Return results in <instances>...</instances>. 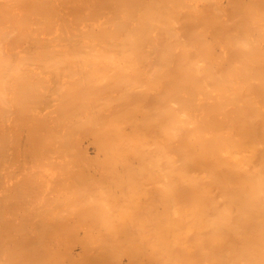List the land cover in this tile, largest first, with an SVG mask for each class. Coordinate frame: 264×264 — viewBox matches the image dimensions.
Wrapping results in <instances>:
<instances>
[{"label":"bare ground","instance_id":"1","mask_svg":"<svg viewBox=\"0 0 264 264\" xmlns=\"http://www.w3.org/2000/svg\"><path fill=\"white\" fill-rule=\"evenodd\" d=\"M197 1L0 0V163L9 152L6 149L9 144L7 138L12 137L10 128L7 137L5 134L8 133L7 122L14 114L18 120L20 117L21 120L34 122L56 113L55 118L52 117L55 121L49 122L50 132L43 130L48 131L51 140L59 136L62 142L60 139L58 144L54 143L56 140L53 141L56 147L53 148L52 144V148L47 146L46 151V146H42L43 141L39 140L41 142L35 144L36 150L40 152L41 149L43 157L48 153L45 157L48 160L53 159L52 152L58 153L57 157H61L58 158V167L61 161L64 162L62 158L65 155L73 157L67 161V169L73 163L85 166L91 154L84 150L85 155L72 149L69 142L71 136L86 130L93 135V149L99 161H95L96 167L102 169V176L106 178L103 183L107 181L104 185L98 184L91 176L88 179L84 169H80L79 172L83 170L80 177L87 178L74 189L78 193L70 188L74 192L70 191V195H67H75L77 201H83L87 206L89 203L100 207L99 212L94 213L91 211L93 207L89 209L92 212L90 214L88 211L89 215L83 213L75 216L69 209L66 210L70 214L60 209L58 212V208H55L51 216L50 213L45 214L49 216L35 214L32 225L29 223L30 217L34 219L32 214L26 218L29 221L21 220L20 224L19 220L18 224L11 222L10 225V221L7 224L8 218L4 219L0 211V264H6L9 258L15 264L16 261L17 264L24 261L14 259L15 250L12 252L10 247L16 238L19 241L21 232L24 234L18 231L19 234L17 230H24L29 224L33 229L26 227L24 232L34 233V237H29L28 233L25 237L29 238L28 242L33 239L29 244L37 255L34 256L32 250L34 254L30 251L33 254L30 255V247H26L28 242L23 240L24 237L21 238L23 241L14 242L17 247L21 246V241L26 243L22 245L27 248V253L25 250L23 255V258L27 257V264L32 257L37 258L42 246L44 249L52 244L49 236L57 237L60 233L80 235L81 231L77 233L79 228L89 235L97 232L104 236L102 242L93 241L100 249L104 248L99 251L100 254L99 248L94 251L100 258L96 257L98 260L94 261L99 263L109 259L118 264L124 257L119 256L127 254L126 264H137L139 257L142 259L145 254L144 257L151 254V259L146 260L147 264H181L183 259L184 264H264V110L260 111V107L257 110L259 102L249 100L252 96L243 95L251 89L254 94L259 82L261 90L264 88V0H227L226 3L222 0H204L208 6L207 12L198 8ZM184 26L188 28L185 37L182 35L185 34ZM208 34L213 40L207 38ZM212 42L217 43L216 48L219 45V51L211 46ZM226 50L239 53V60L235 59L237 62L233 60L237 57H234L235 54L232 55L233 61L229 59L235 62L230 69L226 66L229 71H223L220 66ZM229 61L223 63L229 65ZM253 68L261 70V74L250 70ZM252 80L258 83L254 84ZM250 82L256 87L252 88ZM161 83L168 88L163 90ZM257 90L260 91L259 88ZM262 96L259 98L264 99ZM108 109L112 111L106 112ZM43 120L46 122V118ZM222 121L224 125L227 122L228 126L221 124ZM230 128L237 129L239 135L226 137L223 130ZM184 129L189 132V145L183 144L186 143L183 141ZM12 141L11 144H14ZM179 141L181 146L189 147L182 146L183 151L184 148L188 150L180 152L177 157L181 155V158L176 160L168 153L170 151L167 152L166 146L173 142L178 145ZM28 146L31 148V145ZM92 156L95 158V155ZM134 167L138 169L136 173L153 182L152 192L148 183L145 185L146 182L134 179L135 174L131 172ZM65 173L63 176L67 175ZM71 176L73 178L74 175ZM31 185L29 181L28 186ZM60 187L54 191L59 188L60 193ZM114 187L118 188L119 193L112 190ZM178 187L181 189L178 190ZM38 188L35 193L39 198L34 197L35 203H42L47 195L39 194L42 191ZM37 190L40 192L37 193ZM182 190L185 198L182 202L178 198L181 200L176 202V194H184ZM57 193L54 195L59 197ZM13 194L16 196V193ZM67 195V199L62 197L70 202L72 196ZM32 196H28V200ZM54 197V201L58 200V197ZM118 199L123 200V207L116 205ZM26 200L23 202L28 206L34 201ZM59 200L62 203L57 201L60 203L55 204L62 208L64 200ZM72 202L75 205L74 199ZM158 204L160 207H157ZM69 207L74 210V207ZM82 208L85 209L83 205ZM60 212L66 215L60 216ZM36 232L38 236H35ZM86 234L80 235L79 239L77 235H71L77 237H73V240L68 237L65 243L75 240L78 245V242L86 240L81 237L88 238ZM90 240L80 243L79 248L85 254L76 249L79 255H86L85 251L91 253ZM58 241L57 245H60ZM64 241L63 246H66ZM5 246L8 251H5ZM24 247H21L22 251ZM51 249L54 250L52 252L58 250L53 245ZM51 249L46 247L50 253ZM72 251L68 254V257L72 255L69 260L74 259ZM42 252L41 257L47 251ZM46 255L50 254L47 252ZM144 259L142 263L146 264ZM148 259L151 261L148 262ZM33 261L32 264H35Z\"/></svg>","mask_w":264,"mask_h":264},{"label":"rangeland","instance_id":"2","mask_svg":"<svg viewBox=\"0 0 264 264\" xmlns=\"http://www.w3.org/2000/svg\"><path fill=\"white\" fill-rule=\"evenodd\" d=\"M224 3H226V1L227 0H222ZM85 5V4H84ZM88 5V4H87ZM197 5H198V8L201 10V11H204V12H207V10H208V6H207V4L204 2V0H198L197 1ZM89 7H92L91 5H88ZM85 17L87 18V16L85 15ZM183 29H184V33L185 34H183L182 33V35L184 36H186L187 34H188V28L186 27V26H184L183 27ZM182 28L180 29V31L181 30H183ZM182 32V31H181ZM213 34H214V32H212ZM211 33V34H212ZM211 34L209 35L208 34V39H210V40H213V37L211 36ZM184 36V37H185ZM210 36V37H209ZM183 37V38H184ZM188 38V37H187ZM185 39V38H184ZM209 40V41H210ZM263 41V40H262ZM264 42V41H263ZM263 42H261L262 44H263ZM261 43L259 42V44L261 45ZM215 44H217V43H215V42H212L211 43V46H213L214 48H216V45ZM219 48V45H217V48H216V50ZM218 51H219V49H218ZM232 50H226V52H225V54H224V56L222 57V63H221V67L223 68V71H229V70H227V67L226 66H228V68L230 69V67H232L233 65L232 64H234V63H232V61L234 60V61H236L237 62V60H235V59H238V56H239V53L237 54V53H235L234 51H232ZM235 54V56L234 57H236V55H237V57L236 58H233L232 57V55H234ZM228 58V59H227ZM231 58V59H230ZM232 58H233V60H232ZM239 58H242V57H239ZM223 59H227V60H224L225 62L227 61H229V59L230 60H232V61H229V65H227L228 63H226V65L223 63L224 61H223ZM262 59H264V54H263V56H262ZM239 60V59H238ZM240 61H242V60H240ZM240 61H238L239 63H240ZM246 62V61H245ZM243 63V62H242ZM224 64V65H223ZM230 65H232V66H230ZM221 68V69H222ZM250 70H252L254 73H258V72H260L259 70H257V69H255V68H253V69H250ZM251 71V72H252ZM250 72V71H249ZM248 72V73H249ZM262 72V71H261ZM261 72H260V74H261ZM255 80V79H254ZM168 81V80H167ZM253 81V80H252ZM258 81H261V80H258ZM163 82V81H162ZM253 82H255V81H253ZM252 82V83H253ZM168 82H166V84H167ZM251 82H250V85L252 84ZM256 83H258L257 82V80H256V82L254 83V84H256ZM261 82H259L258 83V85L259 86H255V85H251L252 86V88H254V87H256L254 90H255V93L253 94V89H251V90H248V89H250L249 87H248V91H250V92H248L247 91V94L245 95V94H243V92H242V94L244 95V97L245 96H249V97H251V98H249V100L250 99H252V101H255L256 103L257 102H259V104H263L264 105V99L262 100L261 98H259L260 96H262L261 94H262V92L261 91H263L264 90V88H262L263 90H261V84H260ZM162 84V85H161ZM160 84V87L161 88H164L163 90H165V88L167 87V85L165 84V83H161ZM164 84V85H163ZM169 84V83H168ZM163 86H165V87H163ZM169 86V85H168ZM250 86V87H251ZM254 86V87H253ZM263 87H264V85H262ZM168 88V87H167ZM257 88H259V92H258V90H257ZM245 89V90H246ZM245 90H244V92H245ZM258 92V93H257ZM264 92V91H263ZM257 94L259 95L260 94V96H258V97H256L257 96ZM256 95V96H255ZM135 97H136V95H135ZM135 97H133V98H135ZM262 97H264V96H262ZM254 98L256 99V100H258V101H256V100H254ZM17 101V100H16ZM131 102V101H130ZM132 103V102H131ZM256 103H255V105H256ZM258 103H257V105L256 106H258L257 107V110H259V107H260V111H261V109L262 110H264V106H262V105H259ZM262 107V108H261ZM14 109H16V107L14 108ZM112 110L114 109V107H112L111 108ZM111 109H108L106 112H109V111H112ZM15 113V112H14ZM12 114V113H11ZM49 115V114H48ZM54 115H56V113H52V114H50L49 116H47L46 117V115L43 117V119H45L46 118V122H45V120H43V119H40V120H38V121H29L28 122V120H26V119H22L23 120V122H22V120H21V118L19 117V120H18V118H17V115H13L12 116V118L11 119H9V121L7 122V128H6V132H8L9 131V128H10V131L9 132H12V134L10 133V135H12V137L10 136V135H8V136H10L11 138H7V140L9 141V144H8V146H7V149H6V151H9V152H6V154L7 155H5L3 158H2V161H1V163H0V171H1V178H2V180L0 181V186H3L2 188L0 187V211H1V214H2V216H3V214H4V219H5V217H7L8 218V222H7V224L9 223V221H10V225H12V223L13 224H18V221H19V223L21 224L22 222H21V220L22 221H26L31 215L30 214H32V217H34L35 216V214H37V213H39V215H45V214H49L50 216H51V211H56V209H57V211L59 212V209L60 210H65L66 211V213H68V214H70L69 212H68V210H66V209H69L70 210V212L72 213V215H75V216H77V215H79V214H83V213H85L86 215L88 214V211H89V213L91 214L92 212L94 213V212H99V210L98 209H100V207L99 206H97V205H95V204H89L88 203V206H87V204H84L85 202H83V201H77V197H75V195H71L72 196V198H69V199H71V201L70 202H67V198H66V196L65 195H67V194H69L70 195V191L72 192L74 189H77L76 187L79 185V187L82 185V183L84 182V180L87 178H81L80 177V175H81V173H85L87 176H88V179H93V180H95V182L96 183H98V184H101V185H104L106 182H104L103 183V181H105L106 180V178L104 177V175L102 176V169H97V167H96V164H97V162L99 163V161H98V159H97V156H98V154H96L95 153V151H94V149H93V135L92 134H89L88 133V131H84L83 130V133H82V130H81V132L79 131V133L80 134H75V136L73 137V136H71V140H72V138L74 139L73 141H72V143H71V140H70V142H69V145H70V147L72 148V149H75V150H79V152H81V153H83V154H85L84 152L86 151V153H88L90 156V158H88L87 157V159L88 160H86V165L85 166H80L79 164L76 166V164H72L73 165V168H72V165L70 166V167H68L69 169H67V166L69 165V164H67L68 162L67 161H69V160H71V158H73L72 157V155H71V158H70V155L69 156H63L64 158H62L63 160H64V162L63 161H61L60 162V164L63 166H61V165H59V167H58V162L60 161L58 158H61V157H57L58 156V153H56V152H52L51 153V155L53 156V154H54V156H53V159L52 160H48V159H46L45 157L47 156V154H45V157H43V155H41V149H39L40 150V152H38L36 149H38L36 146H35V144L37 143V142H41V141H43V143L45 144H43L42 143V146H43V148H44V146H46V148H45V150L47 149V146H52V144H54V143H56V144H58V142H60L61 141V137H57V139H53V140H51V138L49 137V133H47L48 131L50 132V128L49 127H51V122H53L52 120H54L55 121V119H52V117H54ZM50 117V118H49ZM55 118V117H54ZM49 119V120H48ZM51 119V120H50ZM223 120H224V118H222ZM17 120V121H16ZM21 120V123H23V124H21L19 121ZM14 121H16L17 122V124L14 122ZM43 121H44V125L42 124L43 123ZM13 122V123H12ZM42 122V123H41ZM50 122V123H49ZM61 122V121H60ZM223 122V121H222ZM12 125H11V124ZM29 123V124H28ZM34 123V124H33ZM39 123V124H38ZM50 125H49V124ZM8 124H9V126H8ZM15 124V125H14ZM27 124V125H26ZM31 124V125H30ZM33 124V125H32ZM37 124V125H36ZM45 124H47V126H45ZM221 124H223L224 125V122L223 123H221ZM24 125V126H23ZM26 125V126H25ZM36 125V126H35ZM222 125V126H223ZM11 126H13L12 128H11ZM16 126V127H15ZM18 126V127H17ZM28 126V127H27ZM35 126V127H34ZM224 126H228V124H227V122H226V124L224 125ZM21 127V128H20ZM16 128V129H15ZM24 128V129H23ZM34 128V129H33ZM49 128V129H48ZM30 129V130H29ZM48 130V131H44V130ZM13 130V131H12ZM20 130H21V132H22V134H24V135H22L21 134V132H20ZM41 130V131H40ZM237 130V129H236ZM234 128H230V129H224L223 130V134H225V136L226 137H232V138H234V137H236V136H238L239 135V133H238V131H236ZM30 131H32V132H30ZM185 131V132H184ZM234 131V132H233ZM9 132L8 133H6L5 135H6V137H7V134H9ZM35 132H37V133H35ZM182 132H184V134L183 133H181V134H183V135H181V136H183L182 138H183V141H185L186 143H184L182 140V142H183V144H188L189 145V143H188V134H189V132H188V130H183ZM43 133V134H42ZM86 135H85V134ZM91 133V132H90ZM31 134V135H30ZM32 134H35V135H32ZM227 134V135H226ZM19 135V136H18ZM28 135V136H27ZM46 136V138L48 137V138H50V139H45V137H44V139H42L43 137H41V136ZM51 135H52V133H51ZM50 135V136H51ZM18 136V137H17ZM81 136V137H80ZM90 136H92V137H90ZM33 137H35V138H33ZM40 137V138H39ZM53 137H55V136H53ZM77 137V138H76ZM180 137V136H179ZM181 138V139H182ZM185 138H186V140H185ZM12 141V139H13V143L14 144H11V142H10V140ZM16 139H17V141H16ZM26 139V140H25ZM27 139H29V140H27ZM37 141H36V140ZM59 139H60V141H59ZM25 140V141H24ZM39 140H41V141H39ZM56 140V141H55ZM177 140H179V138L177 139ZM7 141V142H8ZM21 141V142H20ZM24 141V142H23ZM29 141H31V144L29 143ZM53 141H55L54 143H53ZM181 141H179V143H178V145L177 144H175V142L177 143V141H175V142H173L172 143V145H171V143H168L167 145L168 146H166V149H167V152L168 151H170V152H168V153H170V155H172V156H174V157H176L175 159L176 160H178L179 158H181V155H179L180 157H177L178 156V154H181L182 152H184V151H187L185 148H188V147H185L186 145H183L182 144V146H184L185 148H184V151H183V148H182V146H181ZM27 142V143H26ZM62 142V141H61ZM76 142V143H75ZM15 143H19L18 144V146H17V144H15ZM80 143H81V145H80ZM34 144V145H33ZM56 144H54L53 145V148L54 147H56ZM85 144V145H84ZM10 145H13V147L11 148V146ZM23 145V146H22ZM28 145H31V148H32V150H31V148H29L30 146H28ZM78 145V146H77ZM10 146V147H9ZM17 146V147H16ZM49 147L50 149L52 148V147ZM86 146H87V148H86ZM20 147V148H19ZM24 147V148H23ZM35 147V148H34ZM172 149H171V148ZM182 149H181V148ZM191 147V146H190ZM48 148V149H49ZM84 148V149H83ZM8 149H10V150H8ZM182 151H181V150ZM20 151V153H19V155H18V152ZM22 150V151H21ZM23 150H24V152H23ZM27 150V151H26ZM31 150V151H30ZM82 150V151H81ZM85 150V151H84ZM174 150V151H173ZM13 151V152H12ZM26 151V152H25ZM30 151V152H29ZM33 151V152H32ZM37 151V152H36ZM47 151V150H46ZM176 151V152H175ZM11 152V153H10ZM48 152H49V150H48ZM172 152V153H171ZM181 152V153H180ZM13 153V154H12ZM25 153V154H24ZM26 153H28V155H26ZM36 153V154H35ZM39 153V154H38ZM177 153V154H176ZM30 154H33L32 156L30 155ZM8 155L10 156V157H8ZM38 155V156H37ZM86 155V154H85ZM92 155H95V158H93L94 156H92ZM12 156V157H11ZM25 156H27L26 158H25ZM28 156H30V157H28ZM49 157H50V155H48ZM102 156V155H101ZM8 157V158H7ZM55 157L57 158V159H55ZM68 159H67V158ZM16 158V159H15ZM30 158V159H29ZM46 160H45V159ZM70 158V159H69ZM6 159V160H5ZM11 159V160H10ZM13 159V160H12ZM21 160V161H18V160ZM50 159V158H49ZM94 159H96V160H94ZM6 162H5V161ZM8 160V161H7ZM35 160V161H34ZM49 162H48V161ZM4 161V162H3ZM15 161H17V162H15ZM27 161H30L31 163H33V165L34 166H32V164L30 163V162H27ZM33 161V162H32ZM45 161H46V164H44L45 163ZM54 161V162H53ZM95 161H97L96 163H95ZM11 162H13V163H11ZM37 163V165H36V163ZM39 162H41V164L39 163ZM52 162V163H51ZM66 162V163H65ZM2 163H3V165H2ZM44 165H43V164ZM58 163V164H57ZM63 163H65V164H63ZM4 164H6V165H4ZM30 166H29V165ZM9 165V166H8ZM20 165V166H19ZM42 165V166H41ZM51 165H52V167H51ZM94 165V166H93ZM3 166V167H2ZM37 166V167H36ZM57 166V167H56ZM64 166H65V168H64ZM98 166V165H97ZM9 167H11V168H9ZM20 167V168H19ZM32 167H34V168H32ZM40 167V168H39ZM48 167H49V169H48ZM51 167V168H50ZM53 167H55V168H53ZM80 167H82V168H80ZM184 167H186V166H184ZM2 168H3V170H2ZM20 170H19V169ZM53 168V169H52ZM62 168V169H61ZM76 168H79V169H76ZM5 169V170H4ZM14 169V170H13ZM22 169V170H21ZM31 169V170H30ZM32 169H34V170H32ZM40 169V170H39ZM64 169V170H63ZM72 169V170H71ZM80 169H84V171L83 170H81V172H79L80 171ZM188 169H190L189 167H188ZM30 170V171H29ZM57 170H58V173H57ZM62 170V171H61ZM100 170V171H99ZM136 170L138 171V169L136 168V167H134V168H132V171L131 172H133V174H135V180H137V181H139V179L140 180H142V182L144 181V182H146L145 183V185H147V183H148V186L150 187H147V188H149V190H150V192H152V190L154 189V187L152 186L153 185V182L152 181H150L148 178L146 179L144 176H141L140 175V173L138 172V173H136ZM15 171H16V173H15ZM33 173H32V172ZM65 171H66V173H67V175H66V173H65ZM72 171V172H71ZM73 171L75 172V173H73ZM83 171V172H82ZM99 171V172H98ZM20 172H22V173H20ZM31 172V173H30ZM63 172L65 173L64 175H66V176H63ZM101 172V173H100ZM12 173V174H11ZM47 173V174H46ZM6 174V175H5ZM14 174V175H13ZM19 174V175H18ZM24 174V175H23ZM35 174V175H34ZM39 174V175H38ZM61 174V175H60ZM74 175V176H76V177H74L73 176V178H71L72 176L71 175ZM5 175V176H4ZM33 175V176H32ZM122 175H123V177H125V175H124V173H122ZM17 176V177H16ZM27 176V177H26ZM35 176H36V178H35ZM37 176H38V178H37ZM58 176V177H57ZM89 176H91V178L89 177ZM3 177H4V179H3ZM25 177V178H24ZM31 177V178H30ZM57 177V178H56ZM144 177V178H143ZM15 178H18V179H15ZM63 178H64V180H63ZM70 178V179H69ZM79 180H78V179ZM8 179V180H7ZM21 179H22V181L23 182H21ZM41 179H43V181L41 180ZM56 179V181H54ZM66 179H68V181H66ZM15 180V181H14ZM37 182H35V181ZM41 180V181H40ZM57 180H59L60 182H57ZM29 181L31 182V186H33V187H31V186H28V184H29ZM64 181V182H63ZM73 182V183H71V182ZM76 181H78V183H76ZM13 182V183H12ZM19 182H21L20 184H19ZM40 182V183H39ZM55 182H56V184H55ZM86 182V181H85ZM94 182V181H93ZM141 182V183H142ZM18 183V184H17ZM24 183L26 184V185H24ZM43 183H44V185H43ZM47 183V184H46ZM53 183V184H52ZM59 184V186H61L60 188H61V192L59 193V188H58V190H56V191H54L55 189H57V187H59V186H55V185H58ZM67 185H66V184ZM75 183H76V185H75ZM138 183V182H137ZM140 183V182H139ZM151 183V184H150ZM3 184V185H2ZM5 184H6V186H5ZM10 185V187L8 188V186ZM17 184V185H16ZM22 184L24 185V186H22ZM41 184H42V186H41ZM19 185V186H18ZM68 187L69 186V189L67 188L66 189V186ZM140 185V184H139ZM144 184H141V186H145ZM16 186H17V188L18 187H24L23 189L25 190H22L21 189V187L20 188H18V190H17V188H16ZM40 186H41V189H40ZM55 186V187H54ZM37 187H39L38 189H40L42 192H40V190H37V193H39V194H42L43 196L44 195H49L48 196V198H47V196L45 197V200L46 199H49V197H50V199H51V201H50V199L48 200V201H41L42 203H39V202H37V203H35V198L34 197H37L38 196V198H39V195H37L36 193H35V190H36V188ZM4 188L6 189L7 188V190H4ZM25 188H28L27 190L29 191H27ZM35 188V189H34ZM73 189V190H71V189ZM91 188V187H90ZM90 188H88V189H90ZM181 189V187H178L177 189L178 190H180ZM10 189H11V193L9 192L10 191ZM14 189H16V190H14ZM20 189V190H19ZM43 189V190H42ZM62 189H65V190H67V191H65V190H62ZM79 189V188H78ZM3 192H2V191ZM46 190V191H45ZM92 190H94L93 188H92ZM91 190V191H92ZM112 190L114 191V192H118L119 193V190H118V188H112ZM4 191H5V193L7 194H5L4 193ZM23 193H22V192ZM27 191V192H26ZM39 191V192H38ZM45 191V192H44ZM63 191L66 193H64L63 195H62V193H63ZM74 191H76L77 192V190H74ZM73 191V192H74ZM91 191H88L87 190V192H91ZM30 192H32V194H30ZM56 192H58L57 194H59V197L55 194L54 195V193H56ZM92 192H94V191H92ZM91 192V193H92ZM182 193H184L183 192V190L181 191ZM181 192L180 191H177V193H179V194H181ZM13 193H16V196H15V194H13ZM21 193V194H20ZM26 193H28V194H26ZM78 193V192H77ZM13 194V195H12ZM19 194H20V196H19ZM85 194H87V193H85ZM89 194V193H88ZM6 195V196H5ZM33 195V196H32ZM53 195V196H52ZM69 195H67V196H69ZM150 195H152V193L150 194ZM182 195V196H181ZM180 196H178V194H176V202H179L181 199V202L184 200V198H185V193L184 194H181ZM14 196V197H13ZM22 196V198H20ZM31 197L32 196V199L34 200L33 202H32V204H29V206L27 205V204H25L24 205V203L25 202H23V201H25V199H27L28 200V198L29 197ZM54 196H56V197H58L57 199L58 200H56V201H54V199H53V197ZM62 196H64V198H66V199H64ZM71 196H69V197H71ZM11 197V198H10ZM24 197V198H23ZM28 197V198H27ZM56 197H54V198H56ZM13 198V199H12ZM59 198H61V200H64L63 202H64V206L62 207V208H60V206L58 207L57 205L61 202L60 200H59ZM178 198H181V199H179L178 200ZM10 199V200H9ZM20 201H19V200ZM31 198L29 199V200H32ZM37 199V198H36ZM73 199H74V201H75V205H73ZM26 200V202H28ZM119 200V199H118ZM19 201V202H18ZM53 201V202H52ZM57 201H60L59 203H57ZM15 202V203H14ZM55 202L57 203V205L55 204ZM65 202H66V204H65ZM3 203V204H2ZM20 203V204H19ZM21 203H22V205H21ZM49 204V205H47V204ZM51 203V204H50ZM62 203V202H61ZM70 203V204H69ZM122 203H123V205H124V202H123V200L121 201V200H119L118 201V203H117V201H116V205H118V207H121V205H122ZM7 204V205H6ZM18 204H19V206L20 207H18ZM38 204H39V206H38ZM14 205V206H13ZM65 205H67V207H65ZM80 205V206H79ZM82 205H83V207L85 208L84 210H82L83 208H82ZM94 205V206H93ZM123 205H122V207H123ZM159 206H157V207H160V204H158ZM2 206V207H1ZM13 206V207H12ZM24 206V207H23ZM36 206H38V207H36ZM42 206V207H41ZM53 206V207H52ZM55 206V207H54ZM69 206H71V208L72 207H74V210L76 211H74L73 209H70V207ZM87 206V207H86ZM4 207V208H3ZM16 207V208H15ZM21 207H23L22 209H21ZM30 207H32V208H30ZM46 207H47V209H49L48 211H50V212H47V209H46ZM51 207H52V209H55V210H52L51 209ZM93 207V208H92ZM95 207V208H94ZM156 207V208H157ZM42 208H45V209H43L42 210ZM82 208V209H81ZM91 208H92V210H91ZM1 209H3V210H1ZM4 209H6V210H4ZM14 210L13 212H11V210ZM25 209H26V211L27 212H25ZM86 209H88V210H86ZM92 211H90V210ZM116 209V208H115ZM118 209V208H117ZM15 210H18V211H15ZM31 210V211H30ZM2 211H3V213H2ZM28 211H29V214H28ZM46 211V212H45ZM84 211H86V212H84ZM10 212V213H9ZM16 212V213H15ZM25 212V213H24ZM61 212H63V211H61ZM60 212V216L62 215H66V213L65 214H62ZM17 213H19V214H17ZM34 213V214H33ZM53 214L55 213V212H52ZM64 213V212H63ZM1 214H0V217H1ZM6 214V215H5ZM12 214V215H11ZM25 214V215H24ZM8 215V216H7ZM11 217H10V216ZM38 215V214H37ZM38 215V216H39ZM49 215H45V216H49ZM89 215V214H88ZM17 216V217H16ZM20 216V217H19ZM29 216V217H28ZM37 216V218L39 219V217ZM42 216V217H43ZM12 217H14V218H12ZM28 217V218H27ZM36 217V216H35ZM35 217H34V219H32L31 217H30V222L29 223H31L32 222V220H33V222L35 221ZM21 218V219H20ZM27 218V219H26ZM3 219V221H5ZM13 219V220H12ZM38 219H36V220H38ZM7 220V219H6ZM16 220V221H15ZM29 220H27V221H29ZM15 221V222H14ZM12 222V223H11ZM20 224L18 225V226H20ZM25 225V224H24ZM26 225H28V222H26ZM31 225H32V223H31ZM30 224H29V226H25V228H24V230H21V228H19L18 230H17V228H16V230H17V232L18 231H23V233L25 234H22V232H21V234L19 235V241H17V238L15 239L16 240V242L18 243V242H20V240H22L21 238L22 237H24L23 238V240L24 239H26L25 240V242L27 241L28 242V240H29V238L28 237H25L26 236V234L29 236V237H31V235L34 237V233H32L31 234V232L29 233V232H24L25 231V229H26V227H31L32 228V226H31ZM15 227V226H14ZM17 227V226H16ZM13 228V227H12ZM27 228V230H29V231H31L32 229H28ZM80 230L78 231V230H75V232L76 231H78L77 233H79L80 231H81V234L80 235H82V234H84V235H82V236H85V232L83 231V228H79ZM82 229V230H81ZM26 230V231H27ZM96 230V229H95ZM32 231H35V230H32ZM37 231V230H36ZM74 231V230H73ZM73 231H71V233H73ZM84 233H83V232ZM15 233H16V231H14ZM39 232V231H38ZM67 232V231H66ZM74 232V233H75ZM15 233H14V235H15ZM68 233H70L69 231H68ZM95 234V235H94ZM97 234V232H92V234H90V235H92V237H89L90 235L89 234H86V236L87 235H89L88 236V238L87 237H81V238H83V239H86L87 240V242H88V240H90L91 238H92V241H91V243H90V247H92L91 249H93V250H91V253L89 252V251H85V252H87L86 253V255H83V254H81V255H79L81 252L82 253H84L83 251H81L80 250V248H81V244L80 243H86V240H84V242H78L79 240V234H67V233H60V234H58V235H61V236H58L57 235V237H52V238H50V236H49V240H50V243H51V240H52V244H50V246L52 247V245H53V248L55 249H58V250H56V252H52V250L53 249H51V247L49 246V245H47V243H48V241L49 240H45V241H47V243L45 244V242H44V245H47L48 246V249L50 248L51 249V253L49 252L50 250H46V247L44 248V249H42L43 248V246H42V248H40L41 249V252L43 251V252H45V251H47L48 252V254H50V255H46L47 254V252H45V253H43V254H45L43 257H41L42 256V254H41V252H40V254H39V251H38V256H37V258H35V257H32L33 259H34V261H33V259H32V261H33V263H35V264H73L74 262V264H102V262H104V264L106 263V264H117V263H113L112 261H110L109 259H104V260H102V262L101 263H99V261H97V262H95L96 261V259L97 258H99L98 257V253H99V251L101 252V250H104V248H102L101 247V249H100V247L99 246H97L98 244H95L96 242L95 241H97V243L98 242H102V241H104L105 240V238H104V236H102V235H96ZM17 235V234H16ZM15 235V236H16ZM22 235V236H21ZM66 235V236H65ZM71 235H77L78 236V245H77V243H75L74 241L73 242H71V243H69V242H67V243H65L66 241H67V239L66 238H68L69 237V239H70V237L72 238L71 240H73V237L74 236H71ZM15 236H14V238H15ZM21 236V237H20ZM35 236H38L37 235V232L35 233ZM63 236V237H62ZM64 236H65V239H64ZM77 236H75L74 237V239L77 237ZM93 236H95V237H93ZM97 236V237H96ZM18 237V236H17ZM61 237V238H60ZM32 238V237H31ZM56 239V243H54L53 242V240H55ZM60 238V239H59ZM93 238H97V240H94ZM13 239V238H12ZM12 239H10L11 241H12ZM34 239H36V237L34 238ZM22 240V241H23ZM32 240L33 239H30V241L32 242ZM57 240H59L58 242H60V245H61V243L64 241V243L66 244V246L64 245L63 246V243H62V248L60 249V245H57V244H59V243H57ZM61 240V241H60ZM82 240V239H81ZM11 241H9V244H10V242ZM14 241V240H13ZM21 241V246L19 245V247H17L16 245L17 244H15L14 242H12L11 244L15 247H17L19 250H16L15 248H13V246H11V244L9 245V246H11L10 247V250L12 249V252L15 250L16 252H19V253H17L16 254V252L14 251L13 253H14V259H24V261L23 262H20L21 264H27V262H26V260H25V258H27V257H25L24 256V258H23V255H24V252H25V250L27 249H25V247L22 245V242ZM29 241V242H30ZM68 241H70V240H68ZM89 241V242H90ZM95 243H94V242ZM8 242V241H7ZM29 242L27 243V245H26V247L28 246V247H30L29 248V250H28V252L30 253V255L32 256L35 252L33 251V247L29 244ZM15 245H14V244ZM73 243H75V246H74V244ZM7 244V243H6ZM24 244V243H23ZM26 244V243H25ZM24 244V245H25ZM30 246H29V245ZM72 244H73V247H71L72 246ZM94 244V245H93ZM56 247H55V246ZM67 245H70L69 247H67ZM97 246V247H96ZM21 247H24V250L22 251V248ZM75 247H77V248H75ZM80 247V248H79ZM90 247H89V249H90ZM4 248V247H3ZM2 248V249H3ZM5 248H6V246H5ZM78 249V251L80 252V253H77V250L75 251V250H73V249ZM99 248V249H98ZM7 250H5V251H8V248H6ZM21 249V250H20ZM36 249L38 250V246H36ZM67 249V250H66ZM68 249H70L71 251L73 250V251H75V252H73L72 251V253H74L73 255H74V259L72 258L71 260H69V258H71L72 257V255H71V257L69 256L68 257V254H71V251L70 250H68ZM98 249V253H97V251L96 252H94L95 250H97ZM1 250V249H0ZM9 250V251H10ZM34 252H32V251ZM36 250V251H37ZM62 250V252H60ZM88 250V249H87ZM4 251V252H5ZM33 253H31V252ZM54 251V250H53ZM65 251V252H64ZM105 252V251H104ZM22 253V254H21ZM25 253H27V250H26V252ZM76 253H77V255H76ZM89 253V254H88ZM92 253H96V255L95 254H93L94 256H92ZM19 254V255H18ZM52 254H53V256H52ZM85 254V253H84ZM100 254V253H99ZM21 255V256H20ZM26 255H28V254H26ZM30 255H28V256H30ZM35 255H37L36 253L34 254V256ZM39 255H41V256H39ZM58 255V256H57ZM64 255V256H63ZM91 257H90V256ZM127 255V254H126ZM126 255H120L119 256V258H121V257H123V258H121V261L119 262L120 264H126V262H128V259H127V257H125ZM145 255H147V254H145ZM144 255V256H145ZM16 256H17V258H16ZM20 256V257H19ZM31 256H30V258H31ZM75 256H77L76 257V259H75ZM144 256H142L143 258L142 259H140V257L136 260V262H137V264H138V262H139V264H143L142 263V260L144 259V261H145V263H146V260H147V258H150L151 259V254H149L147 257H144ZM19 257V258H18ZM47 257V258H46ZM50 257H52L50 260L48 259V258H50ZM93 257H94V259H93ZM97 257V258H96ZM11 258H13L12 256H11ZM41 258V259H40ZM65 260V261H63V259ZM82 258V259H81ZM118 258V260L117 261H119L120 259ZM100 259V258H99ZM150 259H148L149 261L148 262H150L151 260ZM7 260V262H6V264L7 263H11L12 264V262H13V260L11 261L10 260V258L9 259H6ZM8 260L10 261V262H8ZM29 260V259H28ZM38 260V261H37ZM76 260H77V262H76ZM95 260V261H94ZM98 260V259H97ZM126 260V261H125ZM184 260V259H183ZM182 260V261H183ZM31 261V260H30ZM28 262L29 264L31 263L32 264V261L31 262ZM59 261V262H58ZM80 261V262H79ZM92 261H94V263L92 262ZM101 261V260H100ZM122 261H124V262H122ZM143 261V262H144ZM181 261V264H184V262H182ZM122 262V263H121ZM14 264H15V261L13 262ZM118 263V264H119ZM1 264H3V263H1ZM5 264V263H4ZM16 264H17V261H16ZM128 264V263H127ZM147 264V263H146Z\"/></svg>","mask_w":264,"mask_h":264}]
</instances>
